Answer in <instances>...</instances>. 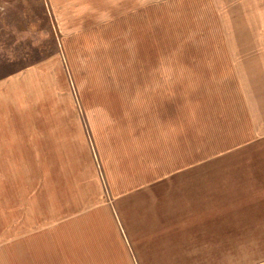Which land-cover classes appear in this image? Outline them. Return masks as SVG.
Masks as SVG:
<instances>
[{"label":"crops","instance_id":"1","mask_svg":"<svg viewBox=\"0 0 264 264\" xmlns=\"http://www.w3.org/2000/svg\"><path fill=\"white\" fill-rule=\"evenodd\" d=\"M46 2L53 54L0 80L14 251L13 234L25 241L36 220L52 219L59 229L48 236L77 243L78 264H264V75L248 105L200 117L218 122L203 127L217 148L195 158L194 86L173 71L175 58L151 68L140 59L137 74L126 59L121 80L111 78L121 89L104 75L88 96L78 86L88 67L78 52L94 43L146 49L147 0ZM115 24L122 30L106 32Z\"/></svg>","mask_w":264,"mask_h":264},{"label":"rangeland","instance_id":"2","mask_svg":"<svg viewBox=\"0 0 264 264\" xmlns=\"http://www.w3.org/2000/svg\"><path fill=\"white\" fill-rule=\"evenodd\" d=\"M46 3V0H0V80L53 54L55 26ZM146 24L147 45L143 51H123L121 43L106 41L96 42L92 48L78 52V59L85 66L88 63V67L82 68L78 86L88 96V92L100 85L93 79L104 75L109 79V85L121 89L122 83H113L111 78L121 80L126 59L131 62L129 72L137 74L140 59L146 60L151 68L156 59L165 64L166 59L175 58L173 71L188 78L194 86L195 158L205 154L213 156V149L217 148L216 131L203 127L218 122H200L206 115L215 116L212 113L218 111V105L220 110L228 111L238 101L243 106L248 105L254 93L251 86H257V76L261 79L264 75V0H147ZM113 26L106 32L115 35L122 30L116 28L117 24ZM151 28H157L159 43L149 41ZM162 67V73L170 69L165 65ZM235 74L243 77V83L236 81ZM83 101L90 107H99L102 103L91 98ZM230 103L233 105L229 106ZM198 104L201 106L197 107ZM203 104L217 106L206 110ZM9 178V172L0 171V264H78L77 243L71 245L67 241L66 246L58 242L57 237L48 236L59 229V220L50 219V224L36 220L25 241L13 234L18 238L14 251Z\"/></svg>","mask_w":264,"mask_h":264}]
</instances>
